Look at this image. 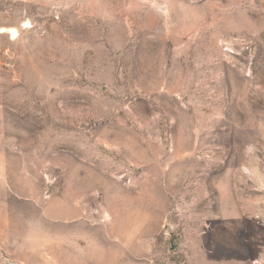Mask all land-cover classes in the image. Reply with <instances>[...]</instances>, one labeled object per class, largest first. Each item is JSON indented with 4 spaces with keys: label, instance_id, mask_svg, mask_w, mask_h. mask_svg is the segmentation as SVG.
I'll list each match as a JSON object with an SVG mask.
<instances>
[{
    "label": "rangeland",
    "instance_id": "374dc122",
    "mask_svg": "<svg viewBox=\"0 0 264 264\" xmlns=\"http://www.w3.org/2000/svg\"><path fill=\"white\" fill-rule=\"evenodd\" d=\"M0 264H264V0H0Z\"/></svg>",
    "mask_w": 264,
    "mask_h": 264
},
{
    "label": "bare ground",
    "instance_id": "6f19581e",
    "mask_svg": "<svg viewBox=\"0 0 264 264\" xmlns=\"http://www.w3.org/2000/svg\"><path fill=\"white\" fill-rule=\"evenodd\" d=\"M1 32H6L11 39H15L17 36V31L14 28H1Z\"/></svg>",
    "mask_w": 264,
    "mask_h": 264
},
{
    "label": "water",
    "instance_id": "95a60500",
    "mask_svg": "<svg viewBox=\"0 0 264 264\" xmlns=\"http://www.w3.org/2000/svg\"><path fill=\"white\" fill-rule=\"evenodd\" d=\"M7 264H17V263H14V262H8Z\"/></svg>",
    "mask_w": 264,
    "mask_h": 264
}]
</instances>
